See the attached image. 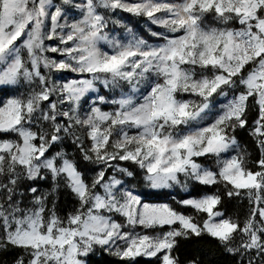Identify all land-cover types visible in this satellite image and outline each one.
<instances>
[{
	"label": "snow or ice",
	"instance_id": "6c2138e0",
	"mask_svg": "<svg viewBox=\"0 0 264 264\" xmlns=\"http://www.w3.org/2000/svg\"><path fill=\"white\" fill-rule=\"evenodd\" d=\"M75 7L80 18L61 25V9L50 11L52 0H0V86L23 82L31 89L26 97L0 102V249H23L27 264H87L84 258L96 246L127 264L137 257L180 264L172 255L177 238L206 235L231 253L253 249L264 253V0H81ZM101 9L146 17L164 29L150 30L163 43L149 45L135 36L127 43L109 39ZM208 14L226 27L206 25ZM48 20L50 28H46ZM53 39H59V45L45 44ZM101 42L112 51H103ZM46 53H58L61 58ZM248 65L251 69L245 75ZM53 72L87 74L88 78L57 84ZM97 81L105 87L125 81L132 94L110 101L118 105L114 112L93 106L81 119L74 115L76 106L95 91ZM238 85V94L227 99L225 87ZM178 94H190L200 102L180 99ZM53 95L56 100L51 99ZM215 96L225 97L226 103L206 122V110L214 107ZM250 98L259 109L250 132L261 153L256 171L247 167L246 152L229 135V130L247 126ZM97 99L109 102L103 96ZM61 104L69 109L61 110ZM61 116L67 124L58 121ZM76 126L86 129L91 141L87 149L79 144L83 159L109 167L113 160L130 161L152 189L179 184L181 176L202 186L222 184L229 198L247 199V218L241 225L226 217L217 208L222 200L217 194L180 201L203 214V223L198 224L166 204L143 203L122 187L121 180H106L105 169L87 183L65 152L49 154L62 141V133L74 136ZM9 133L13 138L2 135ZM79 141L75 136L74 143ZM233 148L235 155L219 159ZM205 156L217 157V170L196 162L195 158ZM118 171L133 175L126 168ZM49 178L48 192L31 185L19 191L22 179ZM61 187L78 203L66 217L55 209L54 197ZM28 193L30 206H22ZM104 213L118 214L124 223ZM165 226L168 230L158 235L134 231ZM126 227L133 231H122ZM237 235L240 244L233 248L230 245ZM15 264H25L24 258Z\"/></svg>",
	"mask_w": 264,
	"mask_h": 264
},
{
	"label": "trees",
	"instance_id": "16d2710c",
	"mask_svg": "<svg viewBox=\"0 0 264 264\" xmlns=\"http://www.w3.org/2000/svg\"><path fill=\"white\" fill-rule=\"evenodd\" d=\"M206 22V18L205 21ZM251 68V65H248L244 69V74H246ZM238 92V91H237ZM1 94L13 95L19 97L17 90H0ZM259 116L258 106L255 104L254 99H249L248 108L246 111V120L247 126L243 129L237 127L235 131L229 130V135L236 138L239 148L244 150L247 154L246 163L249 169L253 171L258 170L257 161L260 159V149L257 145V141L250 135V132L253 128L255 120ZM7 138H13L12 135H4ZM62 150L67 154L70 159H73L79 166V170L84 175V178L87 183L91 184L97 167L92 161H87L83 159V154L76 147V142H71L68 139H62L58 142L53 149L50 151V155L53 151ZM198 163L203 164V158H197ZM121 166L125 167L133 173L129 179H125L127 182L132 184H138L137 189L141 187L143 183V173L137 165L132 164L129 161L119 163ZM108 170L105 172V179L108 174ZM51 179L47 180H35L29 181L22 179L20 181L19 191L25 192L26 189L31 185L37 187L39 192L45 193L50 190ZM101 192V189H98ZM139 196L144 197L145 200L151 202H165L177 212H180L184 215L193 217L194 222L202 224L203 214L196 213L193 209L188 207L179 206L178 204L174 205L162 198V192L153 193L152 195H147L145 193H138V190H134ZM205 194H217L220 195L222 200L221 204L217 208L224 212L226 217H231L233 220H238L241 225L243 221L247 218L249 212V203L246 198H229L226 195L223 185H213L202 186L197 183H191L189 188V195L192 196H203ZM152 196V197H151ZM177 198H184L185 195L176 192ZM151 197V198H150ZM31 198V194H26L22 205L26 203ZM55 199V209L58 215L61 217H66L69 212L74 211L78 207L77 201L72 197V195L67 191V189L61 187L54 197ZM48 208L53 207L51 200L48 202ZM178 245L173 249L172 255L179 259L180 264H189L191 261H195L196 264H264V253H258L255 249L248 252H237L231 253L228 252L223 246L219 244L218 241L213 240L212 238L204 235L201 237H191L189 240H184L183 238H177ZM240 244V236L237 235L233 243L230 245L233 248H238ZM24 258L25 264H27L28 257L25 255L24 250L20 248H13L11 246L0 249V264H15V262ZM87 261V264H127V262L119 260L117 257L107 253L104 249L96 246L93 249V252L89 254L88 257L84 258ZM132 264H158V261L153 259H146L142 257L136 258Z\"/></svg>",
	"mask_w": 264,
	"mask_h": 264
},
{
	"label": "rangeland",
	"instance_id": "374dc122",
	"mask_svg": "<svg viewBox=\"0 0 264 264\" xmlns=\"http://www.w3.org/2000/svg\"><path fill=\"white\" fill-rule=\"evenodd\" d=\"M81 0H71V3H64V0H52V8L50 11H55L57 7L61 9V17L59 19V23L61 25L68 23L71 24L78 20L80 18V12L79 10L75 7V4L80 3ZM166 2H178V0H166ZM104 15L106 19V27L104 29L105 35L111 40H116L121 43H127L129 40L135 36L137 39H143L145 40L149 45H157L160 43H163L161 39H158L157 37H154L150 34L151 31L155 32H163L164 29L157 27L154 24H151V22L143 16H134L130 13L123 12L119 9H117L114 12H105L104 10H100ZM158 15L163 16L165 15L164 13H159ZM206 22H204L206 25L209 26H216V27H226V25L219 24L216 20H214L213 16L211 14L206 15ZM51 27V21L48 20L46 21V28ZM235 27H239L238 25H235ZM59 31V30H58ZM67 31V29H65ZM172 35V34H169ZM45 44L47 46H57L59 45V39H53V40H45ZM99 47L103 51L111 52L112 49L108 46L107 43L101 42ZM51 58L54 59H60L61 57L59 56L58 53H46ZM25 59H26V53H25ZM251 69V68H250ZM247 74V73H246ZM245 74V75H246ZM52 80L57 83V84H63L65 82H68L73 79H82V78H88L87 74H82L78 75L76 73L72 72H61V73H56L53 72L51 74ZM95 91H91L87 93L84 97L81 98L79 101V104L76 106V112L74 115H78L81 119H84L87 117L88 114L91 113V109L93 106L99 108L102 112H114L117 108L118 105L111 103L110 101L112 100H119L122 95H128L132 94L131 92V87L130 85L125 82L121 81L118 82L115 86L109 85L108 87H105L103 83L97 81L94 85ZM2 89H7V90H17V93L19 97H26L30 93V87L29 85L21 82L15 86H0V90ZM239 85L235 89H229L225 87V91L227 92V99H231L234 94H238L240 91ZM143 91V89H142ZM238 91V92H237ZM103 96L105 97L106 101H109L107 103H101L97 97ZM15 96L13 95H5L0 93V102H6L7 99L14 98ZM178 97L183 100H192L196 101L197 103L200 102V98L191 96L190 94H178ZM52 100H56L57 96L53 95L51 97ZM252 99V98H250ZM47 103V102H45ZM222 103H226L225 97L222 96H215L214 99L212 100V105L214 107L210 106L209 110H206L208 115L206 116V122H210L212 116L214 113H217L220 111V107ZM61 110H68L69 105L68 104H61L59 105ZM58 121L61 124H67L68 122L65 120L64 117H58ZM35 130V128L33 129ZM50 130V129H49ZM135 130H132L134 132ZM74 136H67L63 135V139H68L71 142H74L75 136L80 137V141L76 142V147L81 151V148L79 147V144L82 143L83 147L87 149L91 145V141L88 139L86 135V129H82L80 126H76L73 129ZM131 134V133H130ZM2 135H12V134H2ZM115 138V137H113ZM60 151V150H58ZM56 151H53L52 154H54ZM83 154V153H82ZM236 154V149H230L229 152L227 153H222L220 158L221 160L228 158L231 155ZM198 158H203V164L199 163L202 167L208 168L210 170H217V157L215 156H205V157H198ZM197 159V158H195ZM125 162L121 160H113L110 161L109 163L112 165L109 167L108 165L101 164V163H95L97 170L95 175L102 169H105V172L108 170V174L106 176V180L115 177L116 179H119L122 181V187L126 188L130 191L133 192V194L137 195L143 203H149V204H155V205H168L165 202H151L148 200H145V198L139 196L134 190H138V193H145L147 195H152L153 193H160L162 192V198L166 199L167 201H170L173 205L178 204L179 206H183L180 201L188 198H198L200 196H192L189 195V188L191 183H196L193 180L187 179L184 176L180 177V183L179 184H173L170 187L167 188H159V189H152L150 186L146 184V182L143 180V183L141 184L140 188L138 187V184H132L130 182H127L125 179H129V176L125 175L124 173H120L118 171V168H125L121 166L119 163ZM130 162V161H129ZM197 162V161H196ZM94 163V162H93ZM198 163V162H197ZM95 177V176H94ZM0 179H3L0 177ZM177 193H181L182 195H185L184 198H177L176 196ZM101 194H102V189H101ZM152 197V196H151ZM150 197V198H151ZM30 200L31 198L26 201L25 204L22 206H30ZM169 206V205H168ZM184 207V206H183ZM105 215H111L112 219L118 223H124L123 217L119 216L118 214H109V213H104ZM188 216V215H186ZM203 223V222H202ZM168 230L167 226L164 228H157V229H141L140 227H137L134 229L135 232L143 233L147 231L151 235H158L159 233L166 232ZM122 231L128 232V231H133L132 229L129 228H123ZM118 244H122L123 242L118 241ZM103 249V248H102ZM114 250V249H113ZM105 252L109 253L104 249ZM110 254V253H109ZM114 256V255H113ZM116 257V256H115ZM138 258V257H137ZM146 259H153L156 260L155 258H149V257H142ZM157 261V260H156Z\"/></svg>",
	"mask_w": 264,
	"mask_h": 264
}]
</instances>
